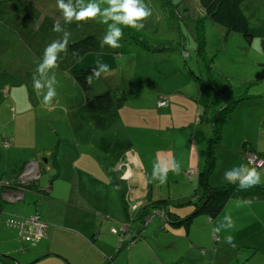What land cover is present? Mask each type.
<instances>
[{"label": "rangeland", "instance_id": "rangeland-1", "mask_svg": "<svg viewBox=\"0 0 264 264\" xmlns=\"http://www.w3.org/2000/svg\"><path fill=\"white\" fill-rule=\"evenodd\" d=\"M96 2L101 8L108 6V0ZM143 2L152 9L151 16L144 20L143 29L122 26L123 34L118 38L120 46L113 48L102 43L108 26L99 15L86 21L73 19L66 22L57 7V0H0V69L4 71L5 82L22 81L25 85L20 87V92L31 93L32 109L44 114L48 110L42 106L48 104L43 103V93L47 91V81L55 75L57 94L49 104L56 103L63 111L57 108L44 115L49 118L61 115L60 122L50 124L49 130L57 131L64 140L63 144L71 148L74 147L73 140L80 161L79 168L73 170L69 163L57 178L59 170L46 164L43 156L28 159H40L38 162L46 169L50 166L44 176L55 173L57 179L53 182H60L63 178V181L77 184L80 179H86L84 187H101L100 194L109 196L112 207L119 212L120 207L124 209V193L132 205L130 209H137L135 197L152 192L155 197H168L172 201L199 195L198 174L205 165L212 137V123L207 117L224 105L218 95L223 97L225 94L212 95V107L205 110V104L200 105L198 101L203 93L201 90L207 95L211 91L210 84L223 82L225 89L228 90L229 86L236 96L248 89L257 91L258 86H264V0H247L243 4L253 33L252 40L207 18L199 0ZM76 3L77 0H73V4ZM55 21L61 25L59 31L52 30ZM87 35L95 36L97 48L78 57L73 56L69 43ZM64 40L68 43L64 50L56 53L57 66L45 68L43 72L38 70L46 47L52 41ZM97 62L108 65V70L100 75L115 100L110 113L98 114L83 107V89L73 74L75 69L97 65ZM35 81L40 82L39 89L34 88ZM244 83L247 86L240 87ZM39 131L44 132L43 142L49 145L45 140L48 136L46 130L41 126ZM42 136L36 132L34 139L41 144ZM174 161L180 162L179 174L171 170ZM6 163L3 160L0 165L5 175L21 173L22 169L11 170L15 164L8 162V168ZM165 164L169 167L167 181L160 184L153 178V167ZM125 174L128 178L121 179ZM30 194H26L25 208L19 209L20 216L32 214V211L36 213L37 209L48 215L56 213L53 205L45 207L44 200L37 204L41 199H32ZM101 204L97 203L98 206ZM6 209L19 211L18 206L13 205ZM261 211L264 214V204ZM88 212L93 213L91 210ZM124 218L127 219L126 213ZM154 222L157 223L154 227L157 228L156 234L154 229L150 230ZM162 222V218L157 216L144 230L145 238L139 243H146L153 253H156L153 243H157L161 246L159 254L171 260L170 255L174 253L176 257L177 253L171 244L173 228L164 230ZM54 225L61 227L60 230L65 227L58 223ZM3 233L10 240L6 246L0 241V249H12L11 254L6 255L14 258L17 264L35 261L38 257L34 253L36 244L21 240L17 231L0 221V234ZM161 238L164 239L163 245L160 244ZM78 241L59 234L54 238V247L71 253L74 261L80 264H90L98 259L96 251L78 244ZM256 241L264 245V233L263 238ZM129 250L123 247L118 251L113 264H126ZM153 257H156V263L152 258L138 257L136 264H161L156 254ZM33 264L70 263L61 255L52 253Z\"/></svg>", "mask_w": 264, "mask_h": 264}, {"label": "crops", "instance_id": "crops-1", "mask_svg": "<svg viewBox=\"0 0 264 264\" xmlns=\"http://www.w3.org/2000/svg\"><path fill=\"white\" fill-rule=\"evenodd\" d=\"M3 72L0 69V165L3 160H6L8 168H10L8 162L15 164V168H11V170L16 171L24 167L25 162L29 160L28 158L33 159L35 156L41 155L43 160L47 156L48 161L45 162L46 164L59 170L57 178L60 176V171L64 170L69 163L73 170L79 168V154L75 150L77 146L74 141L72 140L74 147L71 148V146L63 144L64 140L58 136L57 131L49 130L50 124L60 122L61 115L52 118L44 115L57 108L63 111V108L53 103L56 107L51 104L42 106L44 110H48L44 111V114L33 110L31 93L23 94L19 90L25 84H22V81L18 79L5 82ZM242 86H247V83L242 84L240 87ZM236 97H243V100L239 103V107L234 108L235 110L233 108L229 109L222 123V135L218 145V148L220 146V152L217 153V148L216 153L218 155L216 154L215 168L212 175H210V182L214 186L237 180H228L223 173L233 163L247 164L244 159L246 147L255 149L264 157V151L258 150L264 148V86H258L257 91L248 89L245 93L236 95ZM41 126L48 133L45 140L49 145H45L43 142L44 132L39 131ZM36 132L43 135L41 144L34 139ZM6 141L9 142L7 147L4 145ZM245 143H247V146H245ZM36 165L40 167L42 163ZM47 169H50V166ZM257 169L262 173L261 179H264V165L262 168ZM214 172L217 173L216 176ZM16 176V173L5 175L0 167L1 222L6 225L5 222L8 217H19L21 215L19 209L25 208L27 193L32 194V199H41L40 202L37 201V204L44 200L45 207L53 205L56 208V213L50 215L38 209L36 213L32 211V214H24L37 215L48 229L47 237L35 246L34 253L35 256H38L35 261L52 253H57L70 264H80L74 261L71 253L54 247V238L59 234L66 239L75 238L79 240L78 244L96 251L99 257L92 260L90 264H113L114 258L122 249L121 245L126 248L128 243L125 240L122 241L120 232H113V228L120 229L119 226L123 223L122 221L126 222L127 219L124 218L125 208L120 207V212L119 209H114L111 198L100 194L101 187L94 188L90 185L84 187L86 179H80L77 184L72 181H63V178L60 182H53L57 179H55L54 173L50 176L41 177L36 181L37 186L49 192L46 197H42L29 187H24L25 195L23 197L25 199L14 201L9 192L11 186L5 185L4 182L9 179L14 181ZM131 193H129L130 198ZM146 197L147 194L135 197L134 203L139 205V203L144 202ZM178 199H182V197ZM5 202L8 204L5 205ZM97 203H102V206H98ZM263 204L264 196L234 198L225 205L215 219L201 214L193 220L190 226H170V228H173V241L171 244L177 250L176 257L173 256L174 253L170 255L171 260H166L163 255L159 254L161 246L157 243H153L156 253H153L146 243H139V240L144 239L145 236L139 235V227L134 226L133 231L136 234L137 243L129 248L126 264H136L138 257L142 259L152 258L156 263L157 259L153 257V254H156L161 264H264V245L256 241L263 238L264 233V214L261 211ZM10 205L18 206L19 211L6 209ZM88 210L93 211V213L88 212ZM186 210H179L178 212L182 214ZM229 216L234 221L232 228L227 227L229 221L226 217ZM55 223L62 224L65 227L60 230L61 227L54 225ZM156 226V222L153 226H150V230L154 229L155 234L157 228L154 227ZM161 226L165 227L163 222ZM217 226L220 228L219 231L216 230ZM4 230L6 232V229ZM167 231L169 232V230ZM130 233L132 234V231ZM227 235L233 237L231 243L226 241L225 237ZM5 236V233L0 234V241L4 242V246L10 240V238L6 239ZM117 236L119 237L117 238ZM99 240L100 242L97 243ZM165 242H167V239ZM163 243L164 239L161 238L160 244L163 245ZM117 244H119L118 248ZM0 252L5 253V255L11 254L12 249H0ZM112 254L113 257H110ZM7 258H9V260H6L7 263L17 264L11 256Z\"/></svg>", "mask_w": 264, "mask_h": 264}, {"label": "trees", "instance_id": "trees-1", "mask_svg": "<svg viewBox=\"0 0 264 264\" xmlns=\"http://www.w3.org/2000/svg\"><path fill=\"white\" fill-rule=\"evenodd\" d=\"M199 1L207 15V18L217 22L229 31L238 32L242 34L246 39L252 40L253 33L251 31L250 22L247 14L243 10V4L247 0ZM97 46L98 44L95 36L87 35L78 40L70 42L69 51L73 56L78 57L79 55L97 48ZM96 67V64H91L83 68L75 69L73 72L76 81L83 89V94L85 96L83 107L91 112L98 114L110 113L115 107V100L110 88H108L105 81L101 79V75L99 77H96L93 74V69ZM209 88L211 91H213H208V94L206 95V93L204 94V91L202 89L201 91L203 93L198 100L200 105H202V103L205 104V110H207L208 107H212V95H218L219 92L225 94L223 97L218 95V97L224 101V105H222L220 109H217V111L209 114V116L207 117V120H210L212 123V137L210 138L208 143V152L205 165L204 167H202L198 174L197 184L198 187L201 188V193L199 195H193L187 200H184L182 198L172 201L168 197L156 198L154 196V193L152 192L150 193V195H147L143 203H140L141 205L137 204V209H130L132 205L126 199V195L124 193L123 201L127 220L125 223L120 224V229L114 228L113 232H120L122 241L125 240V242L128 243L126 246L127 249L133 247L137 243V237H135L136 234L134 232H132V234L130 233V231L134 229V226L139 227V231L144 232V229L142 227L147 222L151 223L157 216H160L162 218L165 229L170 226H190L193 220L201 214L208 215L211 219H215L231 199H243L258 195L264 196V185L261 184L244 189L239 188L238 180H233L226 184L217 186L211 184L210 175L215 168V154L222 135V123L226 118L229 109H234L235 107H237L243 100V97L238 98L233 95L232 90L229 88V86L228 90H226L223 82L219 83L218 85L212 83L209 85ZM203 116L204 114L201 115V118H203ZM245 146H247V143H245ZM248 150L260 156V158L263 160V164L261 167L257 168H262L264 165L263 155L251 147H246L244 151V159L246 163H249V161H247L245 158V153ZM36 184L37 183L35 182L29 184L25 182H19V185L29 187L34 192H38L42 197H46L49 192L47 190H43ZM184 209H187L186 212H183L182 214L178 212L179 210L181 211ZM14 230L17 231L16 229ZM47 234L48 229L45 232V237H47ZM128 234L130 235L128 236ZM41 240L42 238L39 241ZM25 241L30 244H37L39 242L38 241L35 243L26 239ZM121 246L122 248L124 247L123 245ZM7 257L9 256H0V263L9 264L6 262V260H9V258Z\"/></svg>", "mask_w": 264, "mask_h": 264}, {"label": "clouds", "instance_id": "clouds-1", "mask_svg": "<svg viewBox=\"0 0 264 264\" xmlns=\"http://www.w3.org/2000/svg\"><path fill=\"white\" fill-rule=\"evenodd\" d=\"M57 7L61 10L62 16L66 22H70L73 19L75 21H86L89 18H95L98 15L102 18V22L107 24V32L104 36L103 44H107L110 47H119V39L123 34V27H130L136 30L143 29L145 18L151 16L152 9L147 6L143 0H108V6L101 8L100 4L96 0H77L76 4H73V0H57ZM111 20L112 23H108ZM123 26V27H122ZM61 25L58 21L53 23L52 30L59 31ZM67 40L64 41H52L45 49L43 58L38 65V70L41 72L45 68L53 69L57 66V51L64 50L67 45ZM108 70V65L105 63L97 62V67L93 69V74L99 77L101 72ZM56 77L53 74L50 80L47 81V91L43 93V103L49 104L52 98L56 96ZM41 87L39 81L34 82V88L39 89ZM259 151H264V148H259ZM174 173L179 174L181 165L179 161H174L171 169ZM169 167L165 164L163 167L160 165H154L153 178L158 180L160 184H164L167 181V173ZM261 172L257 167L252 166V160L249 159L248 164L241 162L233 163V165L226 169L223 175L228 179H237L239 182V188H251L258 184H264V179H261ZM121 179H127L128 174L122 175ZM135 207V206H134ZM229 223L227 227L232 228L234 221L232 218L226 217ZM217 231L220 230L217 226ZM226 241L231 243L233 237L227 235Z\"/></svg>", "mask_w": 264, "mask_h": 264}, {"label": "built area", "instance_id": "built-area-1", "mask_svg": "<svg viewBox=\"0 0 264 264\" xmlns=\"http://www.w3.org/2000/svg\"><path fill=\"white\" fill-rule=\"evenodd\" d=\"M4 145L6 147L9 146V142L6 141ZM245 158L247 161H249L251 158L252 166L261 167L263 164V160L260 158V156L252 151H246ZM30 172L31 171L29 170V175ZM5 223L7 227L16 229L18 231V237L20 239L23 238L35 243L45 235L47 230L46 224L41 222L37 215L8 217Z\"/></svg>", "mask_w": 264, "mask_h": 264}, {"label": "water", "instance_id": "water-1", "mask_svg": "<svg viewBox=\"0 0 264 264\" xmlns=\"http://www.w3.org/2000/svg\"><path fill=\"white\" fill-rule=\"evenodd\" d=\"M47 161H48V159L44 158V162H47ZM34 164L36 165V164H39V163H38L37 160H28V161H26L25 164H24V167L22 168L21 173L14 178V181H13V179H9V180H6L4 182L5 185L11 186L9 192L11 194V197L14 198V201L22 200V199L24 200L25 199L26 196L23 197L25 195V190L23 189L24 186L23 185H19V182H21V183L24 182V179H26L28 177V175H29L30 166H33ZM47 171H48V169H42L40 171V175H39L37 180H39L41 177H46V176H44V173H47ZM7 193H8V191H7ZM25 216H27V215H25ZM149 223L147 222L142 228L145 230L148 227ZM132 232H134V231L132 230ZM139 234L142 236L143 235L142 231H139ZM0 256H4V254L0 253ZM36 261H34L33 263H35Z\"/></svg>", "mask_w": 264, "mask_h": 264}, {"label": "flooded vegetation", "instance_id": "flooded-vegetation-1", "mask_svg": "<svg viewBox=\"0 0 264 264\" xmlns=\"http://www.w3.org/2000/svg\"><path fill=\"white\" fill-rule=\"evenodd\" d=\"M38 165H33V166H30V175L24 180V182L25 183H33V182H35L36 183V181H37V179H38V177H39V175H40V171L42 170V169H44L45 168V166L42 164V165H40V167L38 166ZM35 168H37V169H35ZM0 208H1V206H0Z\"/></svg>", "mask_w": 264, "mask_h": 264}]
</instances>
